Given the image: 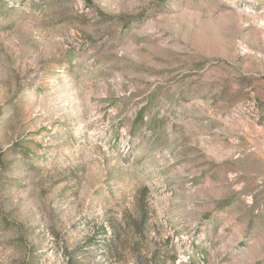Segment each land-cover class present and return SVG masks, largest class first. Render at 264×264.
Segmentation results:
<instances>
[{"label": "rangeland", "instance_id": "obj_1", "mask_svg": "<svg viewBox=\"0 0 264 264\" xmlns=\"http://www.w3.org/2000/svg\"><path fill=\"white\" fill-rule=\"evenodd\" d=\"M0 264H264V0H0Z\"/></svg>", "mask_w": 264, "mask_h": 264}, {"label": "trees", "instance_id": "obj_2", "mask_svg": "<svg viewBox=\"0 0 264 264\" xmlns=\"http://www.w3.org/2000/svg\"><path fill=\"white\" fill-rule=\"evenodd\" d=\"M1 160H2V159H1V157H0V162H1Z\"/></svg>", "mask_w": 264, "mask_h": 264}]
</instances>
